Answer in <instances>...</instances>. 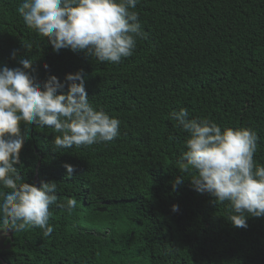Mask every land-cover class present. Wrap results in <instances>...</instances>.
Segmentation results:
<instances>
[{
	"label": "trees",
	"instance_id": "obj_1",
	"mask_svg": "<svg viewBox=\"0 0 264 264\" xmlns=\"http://www.w3.org/2000/svg\"><path fill=\"white\" fill-rule=\"evenodd\" d=\"M21 2L0 0V66L22 67L21 58L31 59L41 84L50 75L64 82L82 71L89 102L119 119L120 128L111 142L71 149L54 148L60 134L52 128L25 129L14 166L20 182L34 184L36 174L39 185L56 182L53 232L13 231L10 248L0 251L3 260L264 264V217L249 216L247 228L234 227L227 202L216 205L207 192H196L189 177L173 190L175 178L185 175L179 163L190 134L170 115L185 108L189 119L207 118L222 131L251 128L259 137L254 161L264 165V0H139L134 11L146 38L119 64L85 51H53L23 22ZM64 163L75 166L71 178ZM70 199L77 201L74 209L58 206Z\"/></svg>",
	"mask_w": 264,
	"mask_h": 264
},
{
	"label": "clouds",
	"instance_id": "obj_2",
	"mask_svg": "<svg viewBox=\"0 0 264 264\" xmlns=\"http://www.w3.org/2000/svg\"><path fill=\"white\" fill-rule=\"evenodd\" d=\"M139 0H22L17 11L25 25L47 38L53 51H85L101 63L119 64L134 53L137 39L146 38L139 15L134 9ZM24 47L32 51L31 43ZM18 50L12 51L15 59ZM22 67L0 66V234L22 231L28 226L53 232L49 225L50 205L57 204L56 182L39 186L20 182V150L27 138L25 129L32 125L49 127L59 133L55 149L91 146L111 142L119 135L120 121L89 102L82 71L67 74L64 82L50 75L43 84L31 74L33 61L21 58ZM48 69V65H44ZM67 86V91L64 89ZM190 136L181 154L173 190L187 176L196 192H207L214 203L227 202L228 219L234 227L247 228V218L264 217V165L254 161L259 137L251 128L233 129L207 118L189 119L188 111H173ZM24 131L21 130V124ZM71 178L75 166L64 163ZM77 201L70 199L59 207L72 210ZM173 212L179 206L172 205Z\"/></svg>",
	"mask_w": 264,
	"mask_h": 264
},
{
	"label": "water",
	"instance_id": "obj_3",
	"mask_svg": "<svg viewBox=\"0 0 264 264\" xmlns=\"http://www.w3.org/2000/svg\"><path fill=\"white\" fill-rule=\"evenodd\" d=\"M34 184L36 186H39V180L37 174L34 177ZM12 239H13V231L9 232L7 236L0 234V251L10 248V242L12 241ZM0 261L2 262V264H9L5 262L1 256H0Z\"/></svg>",
	"mask_w": 264,
	"mask_h": 264
}]
</instances>
